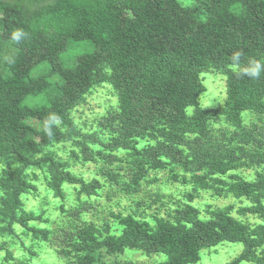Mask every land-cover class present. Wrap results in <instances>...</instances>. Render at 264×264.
Segmentation results:
<instances>
[{
	"label": "trees",
	"instance_id": "obj_1",
	"mask_svg": "<svg viewBox=\"0 0 264 264\" xmlns=\"http://www.w3.org/2000/svg\"><path fill=\"white\" fill-rule=\"evenodd\" d=\"M196 2L195 7L182 8L176 0H0V158L19 157V166L0 177V234L12 235L11 224L22 225L24 218L18 217L22 195L36 190L25 171L32 162L28 155L41 152L50 138L68 139L69 134L57 127L51 137L45 134L43 120L55 114L70 126L64 108L85 100L106 83L116 98L115 110H107L108 121L100 128L93 123L86 131L89 134L70 126L71 133L92 141L84 144L83 151L94 146L106 154L108 163L126 162L132 185L145 169L172 165L177 172L171 182L194 184L193 192L211 190L213 196L245 200L237 216L264 218V150L258 148L264 141L238 136L244 146L253 142L250 151L242 146L236 152L213 142L210 135L202 138L205 127L213 124L209 116L218 110L202 109L198 103L205 89L201 76L222 71L226 120L235 122L247 112L264 115V75L259 79L240 76L232 71L230 61L236 50L264 60V0ZM199 13L205 14L204 20L196 19ZM18 28L27 33L21 43L11 39ZM71 41L88 43L90 51L79 55L70 69L60 55ZM41 93L47 99L44 103L25 105L28 98ZM31 122L37 123V130ZM36 135L40 136L37 141ZM101 136L108 138L96 143ZM120 152L124 154L118 159ZM48 159L44 155L40 160ZM62 167H56L55 190L63 182L79 183L86 194L98 187L97 181L87 183ZM248 168L258 169L254 179L237 175ZM195 171L203 173L192 174L188 180L185 174ZM123 188L133 192L128 184ZM185 198L196 199L189 193ZM176 206L167 219L156 218L154 228L132 216L121 218L123 232L95 246L105 247L108 255L125 249L160 254L164 261L157 264H194L203 248L241 243L236 261L264 264L263 223L244 224L240 217L233 218L231 206L200 209L179 202ZM93 232L88 226L78 230L65 246L70 250L62 249L64 254L76 251L77 264L94 263L84 254ZM3 251L0 264L38 261L31 260L25 250L22 258L10 248Z\"/></svg>",
	"mask_w": 264,
	"mask_h": 264
},
{
	"label": "rangeland",
	"instance_id": "obj_2",
	"mask_svg": "<svg viewBox=\"0 0 264 264\" xmlns=\"http://www.w3.org/2000/svg\"><path fill=\"white\" fill-rule=\"evenodd\" d=\"M176 1L182 8L195 7L197 4V0ZM204 18V13L196 15L198 20H204ZM89 46L86 42L71 41L67 50L60 55L63 65L71 69L79 55L90 51ZM38 71L42 72V67H39ZM102 71L105 74L109 73L104 68ZM215 72L208 71L201 76V83L205 89L198 99L200 108L218 110L209 116L213 124L205 127L202 138L210 135L213 142H221L228 149L236 152L244 146L237 140L238 136L247 135L252 139L261 138L264 141V115L247 112L239 115L235 122L226 120L222 113L226 106L224 104L225 74L222 71ZM45 99V95L41 93L28 98L25 105H39L47 100ZM205 101H211V104L203 108ZM115 107L116 98L112 87L106 83L96 87L85 100L76 101L71 107H65L64 114L71 120L70 126L79 130L81 134H89L91 131H86L93 127V123L100 128L108 121L107 110L110 108L115 110ZM108 124H112V121ZM31 126L38 129L37 123L31 122ZM70 126L60 122L57 127L62 133L69 134L68 139L61 140L57 136L50 138L51 142L44 146L41 152L37 155H28L27 158L32 162L25 166V171L30 173L29 178L36 185V190L22 195V206L18 214L19 218H24L22 225L17 222L11 224L12 235L5 232L0 234V257L4 255V248H10L14 255L20 258L24 253L23 250L29 252L31 260H38L36 264H77V252L74 251L66 256L62 249L70 250L65 247L66 244L78 230L88 226L96 231L92 233V239L87 241L88 246L84 253L87 257L94 258L95 262L92 264H157L164 261V257L160 254L146 253L139 249H125L121 253L108 255L105 247L95 246V243H102L107 236L120 235L124 227L119 223V219L127 216H132L139 223L145 222L150 228H154L155 219L160 217L167 219V214L177 207L176 202L191 204L200 209H203L205 205L221 208L231 206L233 218L239 219L240 215L237 216L236 212L240 206H245V200H235L226 194L213 196L211 190L193 192L194 184L180 185L178 182H171L169 179L177 172L176 167L172 165L160 170L147 168L136 184H130V167L126 162L110 161L112 163H108L109 161L105 159L106 154L98 153L94 146H89L86 151H83L84 144L92 143V141L71 133ZM34 138L37 141L40 136L36 135ZM107 138L108 136L98 137L96 143ZM252 142L244 146L246 151H250ZM258 148L263 151L264 145ZM84 154L90 156L91 160L85 158ZM123 154L120 152L116 156L120 159ZM44 155L49 159L40 160ZM18 161L17 155L0 158V177L3 171L18 167ZM60 164L63 165L62 169L73 173L77 178H82L87 183L97 181L98 187L93 193L86 194L81 191L79 183L63 182L55 190L54 175L56 167ZM261 169L264 170L263 167ZM256 171L258 169L255 168L241 169L237 175L246 180H252ZM198 172H188L185 175L189 180L192 174L203 173V171ZM123 184H128L133 192H123L121 190ZM188 193L193 194L196 199L192 202L187 201L185 195ZM240 218L244 224L252 225L258 221L264 224L263 217L257 216L256 219L248 214ZM27 229L35 230L36 234ZM242 249L241 243L228 242L203 248L199 252L198 261L194 264H232V262L246 264L243 261H236ZM46 252L49 254L47 255Z\"/></svg>",
	"mask_w": 264,
	"mask_h": 264
},
{
	"label": "clouds",
	"instance_id": "obj_3",
	"mask_svg": "<svg viewBox=\"0 0 264 264\" xmlns=\"http://www.w3.org/2000/svg\"><path fill=\"white\" fill-rule=\"evenodd\" d=\"M27 38V33L22 29H15L11 33V39L15 43H21ZM231 69L240 76L250 79H259L264 75V60L255 57H245L242 50H236L230 57ZM219 102V101H218ZM211 101H205L204 107L210 106ZM60 123L59 117L55 114L49 115L42 122V130L49 137L53 135V128L58 127Z\"/></svg>",
	"mask_w": 264,
	"mask_h": 264
}]
</instances>
